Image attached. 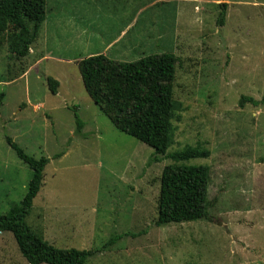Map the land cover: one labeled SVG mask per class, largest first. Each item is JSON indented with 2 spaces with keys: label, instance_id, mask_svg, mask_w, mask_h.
Masks as SVG:
<instances>
[{
  "label": "rangeland",
  "instance_id": "obj_1",
  "mask_svg": "<svg viewBox=\"0 0 264 264\" xmlns=\"http://www.w3.org/2000/svg\"><path fill=\"white\" fill-rule=\"evenodd\" d=\"M108 2L47 0L48 20H70L81 42L116 35L133 16L130 34L165 33L163 50L156 37L152 47L178 57V109L167 152L209 151L208 158L183 164L210 168L212 220L157 227L160 176L172 162L111 124L87 96L76 65L44 61L39 79L35 71L17 79L26 60L10 59L6 44L0 49V75L7 79L0 84V214L20 203L32 175L8 137L25 154L49 159L26 218L32 231L59 249H99L121 236L87 264H264V102L239 105L241 96L264 98V0H131L127 10ZM144 40L138 52L145 53ZM65 41L58 36L51 44ZM58 55L87 57L63 49ZM139 55L121 62L147 54ZM43 74L58 80L55 95ZM0 264H27L10 233H0Z\"/></svg>",
  "mask_w": 264,
  "mask_h": 264
},
{
  "label": "trees",
  "instance_id": "obj_2",
  "mask_svg": "<svg viewBox=\"0 0 264 264\" xmlns=\"http://www.w3.org/2000/svg\"><path fill=\"white\" fill-rule=\"evenodd\" d=\"M46 17L47 0H0V49L6 44L10 59L25 62ZM223 22L224 13L221 12L218 24L222 26ZM177 62L178 57L171 53L149 54L133 62L114 61L103 54H96L77 62L87 96L111 124L118 131L152 148L155 156L172 162L163 168L160 176L157 227L212 220L210 168L183 164L196 158H208L209 151L186 146L179 151L167 152L173 145V121L178 109L174 99ZM4 82H7L6 77L0 75V84ZM46 82L55 95L59 83L51 77ZM2 98L4 94H0V105ZM246 102L259 107L264 98L256 101L241 96L240 107ZM74 117L76 132L80 133L83 125L76 113ZM6 142L17 158L32 171V175L20 203L8 213L0 214V233L12 234L27 264H87L96 254L111 248L121 238L112 236L99 249H59L32 231L26 218L44 184V169L49 159H35L25 154L8 137Z\"/></svg>",
  "mask_w": 264,
  "mask_h": 264
},
{
  "label": "crops",
  "instance_id": "obj_3",
  "mask_svg": "<svg viewBox=\"0 0 264 264\" xmlns=\"http://www.w3.org/2000/svg\"><path fill=\"white\" fill-rule=\"evenodd\" d=\"M94 3L99 2L100 0H93ZM110 4H113L120 8V5H122L124 8H129L131 5V0H108ZM160 1H155V2H150L149 4L143 5V7H139L137 10V14H140L143 10L149 7H154L156 6ZM124 11V10H123ZM54 15L52 12L50 14ZM91 19V18H90ZM89 19V20H90ZM61 18H58L56 16L55 18H52V20H48V16L46 17V20L42 24L40 28V32L38 35V38L36 42L30 47L28 56L26 57V66L23 70L22 73H20L19 78L17 79H24L26 76H28L32 71L36 72V76L39 79L37 73L39 66L44 62V61H53L57 63H67L69 65L73 64L77 66V62L82 59L80 58H66V57H61L58 55V52L63 49V50H70L73 51H79L83 54H86L87 57L96 55V54H103L107 56L108 58L117 61L120 60L123 61L126 58L130 57L131 55H144V54H159L154 51L152 47V41L154 38H157V42L160 41L161 44H158L159 47H161V50H163V43L165 39V33H160L159 32H147L148 35L140 32L136 34H130V26L131 24L135 23L136 20L134 19V16L132 19L128 20V24L123 27L120 32L116 35H111L110 37H103L100 36L99 38L89 36L85 37L84 41L83 40V34L78 33L76 31H73L74 29L72 28L73 23L70 20H65L63 22L59 21ZM85 20V19H84ZM88 20V21H89ZM131 20V21H130ZM58 25H62V28L64 26V32H59L58 31ZM174 35V32L172 33ZM58 36H63V38H66V41L63 43V46L58 45L56 42L51 44V40L56 39ZM145 38V53L138 52L140 49H136L138 46L139 42L142 41V39ZM175 37H173L174 39ZM149 39V42L146 40ZM170 39V38H169ZM99 42L100 47L96 48L95 46ZM162 45V46H161ZM82 48V49H81ZM136 49V50H134ZM133 51V52H132ZM141 55H139L141 57ZM145 56V55H144ZM130 60V59H128ZM43 76L47 79L48 76L47 74ZM52 78V77H51ZM54 79V78H53ZM56 80V79H55ZM58 82V80H56ZM59 83V82H58Z\"/></svg>",
  "mask_w": 264,
  "mask_h": 264
}]
</instances>
